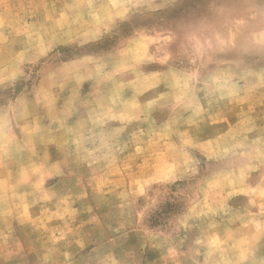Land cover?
I'll use <instances>...</instances> for the list:
<instances>
[{"label":"rangeland","instance_id":"obj_1","mask_svg":"<svg viewBox=\"0 0 264 264\" xmlns=\"http://www.w3.org/2000/svg\"><path fill=\"white\" fill-rule=\"evenodd\" d=\"M0 264H264V0H0Z\"/></svg>","mask_w":264,"mask_h":264}]
</instances>
